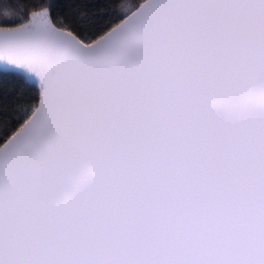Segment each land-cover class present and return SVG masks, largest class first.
<instances>
[{
    "label": "snow or ice",
    "instance_id": "snow-or-ice-1",
    "mask_svg": "<svg viewBox=\"0 0 264 264\" xmlns=\"http://www.w3.org/2000/svg\"><path fill=\"white\" fill-rule=\"evenodd\" d=\"M0 264H264V0H0Z\"/></svg>",
    "mask_w": 264,
    "mask_h": 264
}]
</instances>
